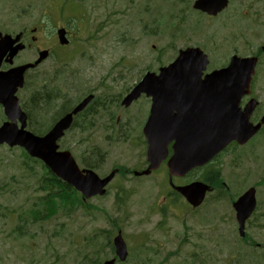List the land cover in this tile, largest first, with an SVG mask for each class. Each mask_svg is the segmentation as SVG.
<instances>
[{
	"label": "rangeland",
	"instance_id": "1",
	"mask_svg": "<svg viewBox=\"0 0 264 264\" xmlns=\"http://www.w3.org/2000/svg\"><path fill=\"white\" fill-rule=\"evenodd\" d=\"M193 1L0 0V31L38 26L34 33L28 30V41L34 46L29 47L30 50H22L17 62L35 59L36 45L48 49L50 53L37 68L28 71L30 85L21 93V107L28 114V128L35 132L47 126L39 134L45 132L60 115L50 123L51 116L55 117L66 105L70 106L79 100L87 90H94L98 101L105 100L104 106L111 113L103 115L99 109L98 112L76 118L61 140V149L71 151L80 166H94L93 169L98 170L99 175L117 166L128 171L144 168L146 144L141 130L149 100L140 97L128 107L121 105V100L141 75L146 71H157L162 62L174 59L179 49L193 44H198L208 52L217 65L223 63L233 49H239L242 53L260 52L264 42V0L233 2L249 12L246 19L237 15L235 27L232 24L222 27L219 20L199 15L192 8ZM66 2L70 3L64 6ZM174 12L185 15L183 23H174ZM66 14L76 15L75 21L66 22L72 29L69 30L72 41L68 46H59L56 29L65 24L60 17ZM74 23L79 26L78 30ZM33 36L35 41L32 40ZM55 48L57 54L53 55ZM260 56L262 60L257 68L255 87L257 95L264 99V53L260 52ZM41 85L49 93L52 85L59 87L60 98L50 105L49 102H41L38 106L34 104L40 99ZM2 118L0 111V123L5 116ZM263 139L264 136L257 135L245 148L249 149ZM260 148L261 145L258 146ZM242 152L232 150L222 158L224 164L220 172H223V181L228 184L229 180V191L233 194H240L255 183L263 201L264 179L258 180L261 176L250 169V154L244 150ZM200 170L190 175L197 176ZM42 172L38 163H25L19 148L10 150L6 145L0 146V264H39L36 260L39 258L44 264L52 261L60 264L59 260H62V254L69 247V236L73 231H78L81 244H85L84 237H90L95 230L111 227L102 211L83 214L81 207L77 206L68 214L58 211L44 222L31 226L30 232L33 234L27 243V231L21 227L19 214L30 203L34 191L41 194L38 186ZM261 175H264L263 171ZM237 177L244 182L241 184ZM159 178L160 190L165 192V180L161 173L139 177L138 180L134 178V181L141 182L129 181L128 176L119 173L108 184L107 195L91 200L92 205L106 208L109 216L121 217V212H116L111 203L120 189H135L121 209L134 213L136 222L131 226L127 224L124 230L131 235L147 231L151 239L142 244L144 247H139L144 237H134L132 253L124 264H237L225 247H230V242L233 247L247 246L236 243L237 224L236 221L233 224L229 221L227 195L224 194L220 201L215 202L212 194L206 200L210 210L204 206L195 215L185 213L184 217H180L181 213L189 211V208L179 196H175V204L181 213L174 205L179 217L166 211L163 221L162 216L147 205L160 199V190L157 191ZM174 182L180 184L182 179ZM196 215L199 222L208 218L209 223L198 224ZM249 233L264 240V231L260 229L252 227ZM112 236L109 235L110 238ZM97 239L99 242L105 240L102 236ZM27 244L30 248H27ZM247 248H252L249 252L255 257L259 255L261 262L255 261L256 258L250 257L251 254L244 250L249 257L244 259V263L254 261L251 264H264V248ZM91 255L90 248H82L74 254L71 264H90ZM110 256L112 254L106 249L98 261L101 264Z\"/></svg>",
	"mask_w": 264,
	"mask_h": 264
},
{
	"label": "water",
	"instance_id": "2",
	"mask_svg": "<svg viewBox=\"0 0 264 264\" xmlns=\"http://www.w3.org/2000/svg\"><path fill=\"white\" fill-rule=\"evenodd\" d=\"M226 4V0H195L193 7L209 14H216ZM60 44L68 43L65 38V30L60 28L57 31ZM4 38V37H3ZM3 38L0 39L2 45ZM6 39V38H5ZM6 49L3 46L2 52ZM16 49H14L13 54ZM48 51L39 53V57L34 63L20 67L11 77H6V73L0 77V94L4 110L10 122H5L0 126V143L7 142L10 146H23L31 156L44 159L57 174L63 175L66 180L75 185L83 192L85 197L102 193L103 186L110 180L113 173L104 180H98L91 172L83 175L75 166L69 152L56 153V140L60 138L72 121V115L83 109L92 96L86 97L70 113L60 118L55 125L44 136H35L29 131H25L26 115L20 110L18 100L14 96L17 86L22 85L23 71L28 67L36 66L46 56ZM254 60V59H253ZM251 59L232 60V68L237 70L236 79L243 86H248L253 72L254 61ZM207 64L206 56L197 48H187L179 52L176 60L166 67L160 68L158 75L148 72L141 82H139L122 103L128 105L136 99L141 92H145L151 97L152 103L148 119L143 127V134L147 140V160L148 168L144 171L149 173L158 167L166 154V146L169 141L176 139L174 144V155L168 160L167 167L169 175H182L190 168L206 163L217 151H219L230 139L239 142L247 140L258 128L252 127L244 118H238L230 122L226 127V138L218 134L202 135L199 129L189 117L192 103L182 99H176L174 92L179 87V92L187 91L188 88L199 84H207L208 79L200 80V73ZM235 70L231 73L234 75ZM232 74H217L212 80L217 85L223 81H228ZM178 86V87H176ZM190 87V88H191ZM189 88V89H190ZM177 112L174 114L173 110ZM21 121L18 129L15 119ZM264 121V117L262 119ZM189 131V139H184L179 131ZM187 200L193 205H198L206 190L204 186H195L191 190L188 187L179 189ZM254 190L249 189L234 203L236 219L239 223L240 234H243L244 222L254 209ZM119 241L118 249H123L122 242ZM111 264V262L106 263Z\"/></svg>",
	"mask_w": 264,
	"mask_h": 264
},
{
	"label": "flooded vegetation",
	"instance_id": "3",
	"mask_svg": "<svg viewBox=\"0 0 264 264\" xmlns=\"http://www.w3.org/2000/svg\"><path fill=\"white\" fill-rule=\"evenodd\" d=\"M233 2H237L238 3L239 0H228V3L226 5V7L223 10H221L220 12H218L217 14H215V15H209V14H207L205 12H202V11L196 10V9H195V11H197L199 13V15H201V16H207V18H209V19L219 20V24L222 27H225L228 24L229 25L232 24L233 27H235L236 24H237V19H236L237 15L239 17L247 18L248 15H249V12H248V10L246 8H244V7L243 8L242 7H238ZM25 36H26V33L23 34V37H25ZM31 46H32L31 43H26V47H31ZM231 51H232V55L233 54H237L238 55V54L241 53V51L239 49H233ZM242 54H244V53H242ZM248 54H250V53H248ZM248 54L241 55V56H247ZM230 56H229V58H230ZM252 95H253V93H252ZM252 95L244 96L241 99V101H240V105H241L240 108H243V105L247 102V100ZM89 108H90V106L88 105L84 110L87 111ZM256 111H257V113H256ZM263 113H264V103H262V104L259 103L256 106L255 110L253 111V113L251 115V118L253 119L254 122H256V121H258L260 119V117L262 116ZM80 118H82V117H80ZM260 131H262V132L259 133ZM256 134L257 135L264 136V124L261 126L260 130ZM259 145L260 144L258 143L256 149H254L252 151V153H251V162H252V165H253V169L256 170V172L264 171V147H261L260 149H258V146ZM232 147H233L232 148L233 151H238V149H239L240 146L237 145V144H235ZM228 148L229 147L227 146L221 153L216 154L214 156V158L212 159V161H210L208 163L209 165L208 164L205 165V167L208 166L207 169H206V171L209 170V169H213L216 172V174H210V175L206 174V177L208 178L207 179V184L211 188L210 192H212L217 187H218L217 189L219 190V185L221 186L220 189H221L223 195L224 194L227 195V193H228L227 190H230L231 191V187H230L229 180H228V184L225 183V181H223L224 180L223 172L222 171L221 172L218 171V168L221 167L222 164H224V162L222 161V158L228 153V151H225ZM114 168L117 171L116 172L117 175L119 173H121L122 171H125V169L124 168L121 169L120 166H117V168L116 167H114ZM220 173L222 174V176H219ZM219 177H221V179H219ZM261 179H264V175H261V178L258 179V180H261ZM238 180H240V183L241 184L244 182L243 179H239L238 178ZM253 185L256 187V184L255 183H253ZM245 190L246 189H244L243 191H241L240 194L238 192H237L238 194L237 193L233 194L232 192L229 191V194H228L229 197H227V203H229V207H230L229 208V221L232 224L235 223V221H236L235 212H234V209H233V202ZM172 195L173 196H170L169 197V202H170V204L174 208V194H172ZM256 198H257V200H256L255 210H254V212H252V214L250 216L251 218L250 219L248 218L246 220V222H245V235L244 236H247L248 238L246 240H243L242 239V241L248 247H262V248H264V240L263 239H260L258 236H254V235H252V234L249 233V230L252 227L264 231V200L261 201V199L259 197V188L258 187H256ZM228 199H229V201H228ZM257 214H258V216H257ZM253 219H254V221L252 222ZM244 236H242V237H244ZM236 243L239 244L238 240L236 241Z\"/></svg>",
	"mask_w": 264,
	"mask_h": 264
},
{
	"label": "trees",
	"instance_id": "4",
	"mask_svg": "<svg viewBox=\"0 0 264 264\" xmlns=\"http://www.w3.org/2000/svg\"><path fill=\"white\" fill-rule=\"evenodd\" d=\"M44 87V89H43ZM55 88V89H54ZM39 89L41 90L40 91V99L38 101H35L34 104H39V103H45V102H49V105L54 101L55 99H57V97H59V88L57 86L53 87V85L50 87V93L46 90V87L44 85H41L39 87ZM38 95V96H39ZM50 99V100H48ZM66 105V104H64ZM38 106V105H37ZM59 182V180H57ZM54 186V185H53ZM53 191V187H51V192L48 194V198L49 200L46 202V204L44 205V209L46 211H48L49 213H52L51 211V207H54L55 205V198H53L52 200L53 201H50V198L52 197V195H54L55 193V196H61V200L59 201H56L57 205H56V208H58L59 206H63V207H68V206H71L73 203H74V197H72V195L70 194L69 192V189L68 190H63V191H60V190H56L55 192H52ZM51 196V197H50ZM84 206H87V205H84ZM38 212V211H37ZM30 216L33 217V218H37L38 217V214H36V211L34 209H31L30 211ZM111 223H113V221L111 220L110 221Z\"/></svg>",
	"mask_w": 264,
	"mask_h": 264
}]
</instances>
